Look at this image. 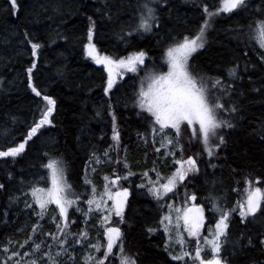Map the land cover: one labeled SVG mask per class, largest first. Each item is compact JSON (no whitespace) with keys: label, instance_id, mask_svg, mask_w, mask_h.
<instances>
[{"label":"trees","instance_id":"1","mask_svg":"<svg viewBox=\"0 0 264 264\" xmlns=\"http://www.w3.org/2000/svg\"><path fill=\"white\" fill-rule=\"evenodd\" d=\"M17 2L19 10L13 13L10 0H0V151L22 142L33 121L39 119V110L45 107L42 98L36 97L27 86L26 69L33 60L37 62L33 71L34 85L57 103L51 117L52 125L44 126L28 142L25 153L15 159L0 158V184L5 185V189H0V264L6 261L13 264L12 252L17 251L30 235L29 245L33 241H44L42 250L49 251L47 245L53 244L46 235L57 232L56 223L50 216L56 212L52 211L55 209L53 205L43 219L34 215L32 208L21 206L22 199L30 198L25 194L35 184L32 174L44 170L42 164L47 163L48 157L63 161L66 179L76 194L75 185L85 189L93 185L99 187L105 182V176L114 178L117 173L124 176L131 170L134 175L127 180L132 196L125 208L126 222L119 224V218L113 219L123 232L126 253L136 257L138 264H184V261L171 259V249L165 251L166 235L158 223L156 199L149 194L147 187H137L141 177L144 178L143 174L148 172V159L154 158L157 167L159 157H162V151L157 153L150 142L152 133L148 136L146 132L147 124L150 126V120L144 118L147 113L137 115L140 110L134 106L133 90L138 73L128 72L126 78H117L116 86L109 96H105L107 73L102 65L95 64L86 55L84 45L88 43V17H92L95 21L92 43L99 54L118 59L144 50L147 52V67L162 70L165 67L162 56L172 38L197 33L203 22L201 0H167L166 3L155 0L153 6L157 7L160 27L131 36L127 33L136 24L137 0ZM203 2L209 4L208 0ZM251 2L246 10L216 17L207 31L206 48L194 53L190 59L195 73L206 78L225 77L228 67L239 65L238 78L233 82L235 90L230 96L225 95L222 101L226 108L235 106L237 109L236 112L223 111L220 114L222 119L233 124L232 128L220 130L226 144L215 150L216 156L209 158L201 142L192 140L189 143L191 129H186L181 141L184 144L183 158L200 155L199 172L190 174L178 192L182 191V195L185 192L188 197L196 196L194 204L203 205L207 211V226H212L217 218L207 201L210 193L228 207H233L238 201L245 200L246 178L264 189V62L260 59V52L264 49L255 40L250 41L248 36L249 25L257 19H264V0ZM194 3L200 7H195ZM211 10H214L212 6ZM25 31L34 42L42 45L37 57L31 55V47L24 39ZM241 32L244 35L237 38ZM110 110L116 114V126L120 132L118 151L112 140ZM142 137H146L147 142ZM106 150L110 162L104 156ZM94 152L101 156L100 163L95 162ZM118 158L122 161L119 165L116 163ZM125 158L128 168L123 164ZM176 158H181L179 151ZM170 159L173 158L170 156ZM165 169L166 164H162L161 170L164 172ZM85 177L92 184H85ZM258 179L260 183H256ZM10 197L16 199L10 201ZM74 215L75 209L71 207L70 220L75 221L70 224L71 232L87 231L88 241L98 243L101 237L95 234L93 226L100 220L93 215L83 225ZM258 215L264 214H257L254 220L249 218L247 224L240 223L238 213L231 218L222 251L228 264H264V245L260 244L264 218L259 219ZM37 223L39 227L33 234V225ZM149 228L155 231L149 232ZM249 237L253 240L252 245L248 244ZM70 244L75 245L71 239ZM6 246H9L8 252H5ZM76 246L79 248L75 247V251L69 247L73 259L62 255L58 264H77L89 254L96 256L87 241ZM25 247L31 249L28 244ZM57 249L55 246L51 249L53 254ZM79 249L84 250L82 254L78 253ZM114 254L118 258L112 259H119L118 247ZM106 264L113 263L108 261Z\"/></svg>","mask_w":264,"mask_h":264},{"label":"snow or ice","instance_id":"2","mask_svg":"<svg viewBox=\"0 0 264 264\" xmlns=\"http://www.w3.org/2000/svg\"><path fill=\"white\" fill-rule=\"evenodd\" d=\"M155 0H137L135 9L136 24L127 33L129 36L140 34L142 32H152L154 28L160 27V18L157 14V7L153 6ZM166 3L167 0H164ZM13 13L18 12L17 0H10ZM203 8V23L195 36L185 35L183 37L174 36L172 42L163 53V64L166 65V71H153L146 74L145 78L141 80V86L138 92L135 93L134 106L140 111L137 115L147 113L145 119L150 120V128L153 137V144L156 142V137L159 136L161 144L159 148H155L157 153H160L161 148H165L164 156H171L174 163L178 165L175 171L166 178V182L160 181V173L157 172V180L153 181L148 179L147 185L141 183L137 185L139 188L147 187L149 194H151L159 203L163 200L168 193L173 192L177 185L182 184L190 176L199 172L198 156H188L183 158L184 144L181 142L186 129H191V136L189 143L192 140L201 142L203 151L212 158L217 155L216 149L226 144V139L220 134V130L227 127L232 128L233 124L221 118V112H236L235 106L226 108L222 102L225 95L231 94L234 91L233 82L238 78L239 65L235 64L226 69L225 77H204L197 75L192 69L190 59L194 53L201 49L206 48L207 44V31L211 27L216 17L223 13H234L238 10H246L248 7V0H220V6L215 11L211 10V6L201 0ZM195 7H200L195 4ZM90 26L88 28L87 39L88 43L84 45L86 55L91 58L95 64L102 65L103 70L107 73L106 86L104 87L105 96H109L113 88L117 84V77L122 78V70L127 72L136 73L141 70L142 65L146 67L145 60L147 52L144 50L136 51L126 57L114 59L108 55L101 56L96 49L93 40V29L95 21L92 17H88ZM244 35L243 32L238 34V37ZM249 40H255L261 49H264V19H257L254 24L249 25ZM24 39L31 47L32 57H37L38 50L42 47L40 43L34 42V38L25 31ZM247 54V53H246ZM260 59L264 62V51L260 52ZM37 68L36 60H33L31 66L26 69L27 72V86L36 97L42 98L45 102V107L40 109V117L34 120L32 126L28 129L27 135L22 142L16 146L8 147L7 150L0 151V158H17L25 153L26 145L29 141L36 137L40 129L46 125H52L51 117L56 108V100L46 94H42L40 90L33 83V71ZM247 66H245V71ZM256 91H259L257 89ZM109 108L112 105L109 104ZM112 116V140L116 142L117 151L119 149L120 132L116 126V114L114 111L109 112ZM186 126V127H185ZM198 126V127H197ZM169 130L174 132L172 135ZM141 136V134H138ZM145 142H147L146 137ZM264 138V137H262ZM111 148V146H110ZM181 153V158L176 159V151ZM45 156H48L45 153ZM108 157L109 162L111 157L108 150L104 153ZM96 163H100V157L93 153ZM91 160V158H90ZM122 161L118 158L117 165ZM124 167L128 168L126 158L123 161ZM215 167L216 165H211ZM42 167L47 170V175H41L40 178L30 188V192L25 195H31L33 203H28L25 200L26 208H33V204L40 209L38 216L43 219L45 214L49 212V205H55L58 210V215L53 216V222L56 223L57 232L47 233L46 235L51 238L53 244L48 245L49 251L43 252V257L38 254L42 252L44 241L30 245L32 252L25 251L23 257L32 256L29 264H45L43 258H47V264H58V258L62 255L68 256L71 260L73 257L69 254V247L73 248L70 244V239L75 245H82L86 241L91 250L99 253L103 248L102 256H93L89 254L85 260V264H106V261L114 255V248H119V264H138L136 257L130 256L126 253L123 242V232L118 226L117 222L113 221V216L119 218L118 223L126 222L125 207L128 202L129 189L120 186L121 180H127L130 176L134 175L131 170L124 176L118 173L114 178L105 176L106 181L104 185V192L99 194L97 199V189L95 185L92 186V195L85 201L88 210L83 212V215L89 217L93 214V205H95V212H102L100 220L104 227L103 237L106 244L91 243L88 241V232L80 231L72 233L70 224L75 221L70 220L69 209L76 206V211H81L79 202L81 196L77 195L68 183L65 175V168L63 161L48 157L47 163L42 164ZM95 171V169H93ZM156 171V169H153ZM144 177H148V172H145ZM41 181H50V187L37 186ZM85 184H92V181L85 177ZM247 184V197L244 201H238L233 207H228L225 203L221 202L219 197L209 194L207 201L211 204V210L217 214L218 218L215 220L213 227L209 229V235L201 238V229L205 225L204 209L201 207H193L184 209H175L176 223L173 224L172 210L174 205H167L169 213L162 216L160 225L163 226L165 235L168 236V241L165 244V251L172 247V232H176V243L180 245L179 254H172L171 259L174 261H184L187 264L186 258L192 260V264H228L226 258L221 256L223 245L228 237V230L230 228V220L234 214L239 215L240 223L247 224L249 218L254 220L257 214H264V189L255 186L253 181L246 178ZM256 183H260L259 179ZM0 189H5L4 184H0ZM115 189V191H113ZM106 197V199H105ZM16 199L10 197V201ZM186 199L195 200L196 196L192 195ZM107 201H112L109 206ZM182 213V215H181ZM182 219L183 225H180ZM39 224L33 225V234L36 233ZM149 232L155 231L154 228H149ZM187 232L188 237L195 239V254L194 256L188 250H185V238L182 235ZM32 240L29 237L24 244H20V248ZM248 244L252 245L253 240L248 238ZM260 244L264 245V234L260 239ZM203 245V246H202ZM59 250L54 254L51 251L53 247ZM205 248L210 249V258H206ZM8 251V249H5ZM17 251L12 252V257L20 256ZM10 257L9 259H11ZM23 257L16 261V264H24ZM7 264V261L5 262Z\"/></svg>","mask_w":264,"mask_h":264},{"label":"rangeland","instance_id":"3","mask_svg":"<svg viewBox=\"0 0 264 264\" xmlns=\"http://www.w3.org/2000/svg\"><path fill=\"white\" fill-rule=\"evenodd\" d=\"M251 1H253V0H248V2H251ZM208 2L212 6V8H214L213 11H215L216 8H218L220 6V0H208ZM251 3H253V2H251ZM100 55L103 56V55H106V54H100ZM145 64H146V67L144 65H142V66H140L141 67V70L138 71V72H136V73H138V76H137L138 79L136 78L137 81H136V84H135V89L133 90V88H132V90L134 91V93L138 92V90H139V88L141 86V80L145 78V76H146L147 73L153 72V71H157V72L158 71H161L160 69H155V68H153L151 66L150 67H147V62ZM162 70L163 71H166L167 70L166 65H165V67ZM126 73H128V72L125 71V70H122V77L126 78V76H125ZM117 78H121V77L118 76ZM134 97H133V101H134ZM43 129H44V127L42 129H40V130H43ZM146 132L148 133V136L151 134V128H150V126L148 124H147V131ZM169 132L172 135H174V132H172V130H169ZM156 141H158V145H156V142H155V144L153 146H154V148L155 147L156 148H159L160 147V144H161V140H160V137L159 136L156 137ZM150 142L153 143V137L150 139ZM161 151H162V157H159V158H161L160 159L161 161L159 160V164H158L157 167L154 165V160H153L154 158L153 159H151V158L148 159L149 165H146V167L149 168L148 169V177H144V178L141 177V182L138 183V185H140L141 183H144V184L147 185V181H148L149 178H151V180H153V181H156L157 180V172L160 173V181L162 183H164V182H166V178L168 176H170L172 174V172L175 171V168L176 167H178V165H176L174 163V160L173 159H170V156H168V157H165L164 156V152L166 151L165 148H161ZM97 155H102V153H98ZM176 159H180V158H176ZM161 163L163 165L166 164V169H165L164 172L161 170V165H162ZM153 169H156V171H153ZM119 170H121V168ZM41 175H47V170L44 169V170L39 171V172H37L35 174H32V177H33L32 179L34 180V183H36V181L40 178ZM73 179L75 180V178H73ZM121 181L123 183H121ZM121 181H120V186L129 189V197H128V200H129L131 198V196H132V191H131V187L129 186V181L128 180L127 181L126 180H121ZM105 183H106V181L104 183L102 182L99 187H96V189H97V199H99V194H101V193L104 192V185H105ZM181 185L182 184L177 185V188L173 192L168 193L167 196L163 200H161L159 203L156 200L157 209H158V215H159V222H158L159 224H160L161 217L169 213V209L167 207V205H169V204L174 205V209L172 210V217H173V224L174 225L176 223V212H175V209L178 208V209H184V210H186L188 208H192L191 205L194 204V202H192L191 199H186L185 196H187V195H185V192H184V195H182L183 194L182 191H179L178 192V189L180 188ZM37 186H39V187H50V181H48V182L41 181ZM75 189L77 191V195H80L81 196V200L79 202V207H80L81 211H76V206L75 205L73 206L74 209H75V214H76V215H74L75 218H78L79 219V222L81 221L83 223V225L87 224L88 218L91 217V216H93V215L95 216V218L97 220H100V216L103 214L102 212H93V214L91 216H89V217H86L85 215H83V212H86L88 210V207H89L85 201L92 195V187L90 189H85L82 186L75 185ZM113 191H115V189H113ZM28 196L30 198L27 197V198H24V199L21 200V206H23L24 208H26L25 207V200H27L28 203H33L31 195L29 194ZM245 196L247 197V194ZM246 197H245V200H246ZM105 199H106V197H105ZM243 201H244V199H243ZM107 203L110 206L111 203H112V201H107ZM197 206L204 209L205 225L201 229V238H203L204 236H208L209 235V229H210V227H213L214 226L215 221L212 224V226H207V211H206V209H205V207L203 205L197 204L196 207ZM49 207H50V205H49ZM52 207L55 208V205H53ZM92 207H93V209H95V205H93ZM32 210H33L34 215H38V213L40 211V209L38 208V206H35L34 204H33ZM57 215H58V210H56V212L54 214L50 215V216L53 219V216H57ZM181 215H182V213H181ZM262 217L264 218V215H258V218L259 219H261ZM114 218H117V217H114L113 216V219ZM217 218H218V216H217ZM179 223H180L181 226L183 225L182 219L180 220ZM93 228H94L95 234L98 233L99 236L101 237L99 239L98 243L106 244V240L103 237L104 227L102 226L101 220H100V223L99 224H95L93 226ZM160 230L161 231H164V228L161 225H160ZM182 235L184 236L185 241H186L185 246H184L185 247V250L190 251L192 253V255L194 256V254H195V247H196L195 239L188 237L187 232H183L182 231ZM29 237H32V236L30 235ZM28 238H27V240H28ZM176 238H177L176 237V232H175V230H173V232H172V247L169 248V249H171L173 251L172 254H179V252H180V245L178 243H176ZM168 239L169 238L166 235V242L168 241ZM92 240H95V239H91V241ZM10 243H8V245ZM35 243H40V242H35ZM48 245H50V244H48ZM28 246L30 247L29 243H28ZM8 247L9 246H6L5 249H8ZM73 247H74V249H75V247L77 249L79 248L76 245H74ZM31 249H32V247H31ZM31 249L28 250L26 247L25 248H20L18 246L17 252H19L21 255L20 256H17V257H13V264H16V261L17 260H20L23 257V253L25 251H28V252L31 253L32 252ZM116 249L117 248H114V253H115ZM56 251H58V249ZM83 251L84 250L79 249V252L78 253L79 254H82ZM101 251L103 253L104 249L102 248ZM101 251L99 253H97V252L94 251V254H96V256L99 257ZM5 252H8V251H5ZM43 252H48V250H42V252L39 253L41 257H43ZM205 254L208 255L207 258H210V249L205 248L204 255ZM221 256H222V253H221ZM112 257L113 258L114 257H117V255L114 254ZM112 257H111V259H112ZM32 258H33L32 256L23 257L24 264H29V261ZM61 258H62V256L60 258H58V259H61ZM43 259L45 261V264H47V258L45 257ZM186 259H188V261H187L188 264H192V260L190 258H186ZM85 260H86V258L85 257H82L81 260H78L77 264H82L83 261H85ZM108 261L109 262H112L113 264H119V262H118L119 259H115V260L112 259V260H108ZM108 261H106V262H108ZM64 263L65 262H62V264H64ZM38 264H39V262H38Z\"/></svg>","mask_w":264,"mask_h":264},{"label":"flooded vegetation","instance_id":"4","mask_svg":"<svg viewBox=\"0 0 264 264\" xmlns=\"http://www.w3.org/2000/svg\"><path fill=\"white\" fill-rule=\"evenodd\" d=\"M191 201L194 202L195 200H191ZM191 206H192V208L196 207V204H192Z\"/></svg>","mask_w":264,"mask_h":264}]
</instances>
